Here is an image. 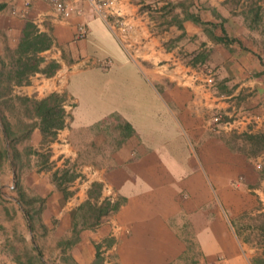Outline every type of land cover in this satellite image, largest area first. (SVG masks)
I'll list each match as a JSON object with an SVG mask.
<instances>
[{
    "label": "crops",
    "instance_id": "1",
    "mask_svg": "<svg viewBox=\"0 0 264 264\" xmlns=\"http://www.w3.org/2000/svg\"><path fill=\"white\" fill-rule=\"evenodd\" d=\"M61 1L75 6L66 18L48 1L0 0V51L16 48L26 22L51 39L38 53L44 58L38 67L49 60L58 67L26 86L33 98L49 90L72 102L66 125L48 144L50 157L82 160L92 145L114 142L106 139L117 135L114 125L120 133L103 156L95 155L104 163L82 161L84 180L66 188V196L33 172L34 185L26 188L42 201L41 221L52 217L58 233L71 235L85 200H117L98 225L78 230L70 249L74 264H104L107 253L114 264H174L187 253L188 240L198 249L196 264H252L261 251L234 223L249 210L264 212V181L206 116L213 108L227 115L247 85L254 88L252 131L264 129V54L248 50L238 33L242 19L229 16L227 0H114L125 25L117 36L85 0ZM181 45L209 51L215 78L233 85L227 96L208 83V74L182 63ZM92 183L99 184L95 193ZM10 198L17 219H24Z\"/></svg>",
    "mask_w": 264,
    "mask_h": 264
},
{
    "label": "rangeland",
    "instance_id": "2",
    "mask_svg": "<svg viewBox=\"0 0 264 264\" xmlns=\"http://www.w3.org/2000/svg\"><path fill=\"white\" fill-rule=\"evenodd\" d=\"M229 8V16L238 15L242 19L244 30L238 31L243 37L245 43L248 44V50H253L259 54H264V0H227ZM236 24V23H235ZM172 38L170 44L172 42ZM176 40V39H175ZM177 42L182 41L178 38ZM167 47V46H166ZM228 48L227 46H225ZM188 51L179 46L176 53L182 59L183 64L198 69L209 75L208 83L217 86L221 93L228 95L233 85L232 83L223 84L222 81L216 79V67L208 62L209 51L201 49L198 51ZM15 49L6 47L0 51V264H74L73 257L70 253L71 245L75 240L76 233L67 235L65 231H57V223L52 217L49 221L43 223L41 221V211L43 208L42 201L28 186L33 187L35 179L33 172L37 177L47 179L50 184L52 181V173L57 170V176H60L65 170L66 178L63 179L62 186L64 188L73 187L75 182L80 183L84 180V175L80 172V164L84 160L87 161H103L97 159L98 156L104 155V146L115 145V139L119 137V129L114 125L111 132H116L113 136L109 133L106 139H113L112 143H101L97 147L92 145L91 151H87L82 160H69L61 157H50L52 153L48 144L54 139L50 135H42L38 129V119L34 116L31 103L25 98H33L32 94L27 95L26 86L34 78H47L50 72L49 60L39 69H43L49 74L41 73L35 75L36 72L20 69V64L16 63ZM38 56H40L38 54ZM42 57V56H41ZM28 57L23 56L22 61L26 62ZM43 58V57H42ZM32 61V60H31ZM44 61V58H43ZM198 61H200L198 63ZM42 63V62H40ZM39 63V64H40ZM39 66V65H38ZM17 70H23L19 84L16 83ZM246 79L243 80V82ZM236 86V85H234ZM46 90V89H45ZM49 90L41 93L47 96ZM254 88L242 85L235 95L234 109H230L229 113L224 115L221 109L213 108L206 113L209 120V126L213 130H220V135L226 144L233 150L244 155L250 164L255 168L256 177L264 181V129L252 131L254 122L248 120V112L252 108L254 102ZM59 94V93H58ZM63 95V94H62ZM64 96V95H63ZM41 97V98H43ZM36 99V98H35ZM40 99V98H39ZM226 103L231 104L233 97L225 99ZM63 108L69 116L70 109L68 106L72 102L63 97ZM251 106V107H250ZM230 108V107H229ZM241 121L240 125L233 127L232 120ZM115 124V123H114ZM236 124V123H235ZM219 126V127H217ZM225 126L222 129L220 127ZM37 128L36 140L32 138V129ZM4 129L7 132H4ZM118 131V132H117ZM122 131V130H121ZM221 131L224 134H221ZM123 133V131H122ZM121 133V134H122ZM252 136V137H251ZM258 136V138L254 137ZM96 147V149H95ZM8 150V157L2 152ZM93 149V150H92ZM103 150V151H102ZM97 155V157L95 156ZM96 157V158H94ZM13 165H12V163ZM12 168V170H11ZM41 173V174H40ZM70 174H74L73 179H67ZM15 176V178H14ZM7 186H12L8 189ZM18 190L23 197L18 196ZM92 192H96V187H91ZM68 191V190H67ZM70 192V191H68ZM21 200L24 208L28 210L31 222V233L29 231L26 219L18 220L15 214V202L12 198ZM86 208L77 212L78 222L82 217H88V213H84ZM256 209H260V202ZM261 212L249 210L236 217L234 225L243 232V237L247 238L248 243H252L257 248L256 252L262 251L261 244H258L257 226L263 220ZM80 225V224H79ZM77 226V228L79 227ZM252 227V229H246ZM29 232V234L27 233ZM187 253L174 264H196L199 258V252L192 240L187 241ZM99 252H104L101 250ZM104 264H114L110 253L101 256Z\"/></svg>",
    "mask_w": 264,
    "mask_h": 264
},
{
    "label": "trees",
    "instance_id": "3",
    "mask_svg": "<svg viewBox=\"0 0 264 264\" xmlns=\"http://www.w3.org/2000/svg\"><path fill=\"white\" fill-rule=\"evenodd\" d=\"M51 44L50 37L44 32H38L33 24L30 22H26L24 28L22 29L20 39L15 48L16 52V63L21 67L20 69L28 70L29 72H37L41 71L44 74H49L45 72L43 69H39L38 65L43 61L41 56H38V53L47 49ZM28 57L26 62L22 61V57ZM32 60V61H31ZM50 68V72L55 70L58 67V64L55 61H51L48 64ZM17 70V79L16 83L19 84L21 82L20 77L24 74V71ZM63 95L58 94L56 92H51L47 96L35 99L28 98L25 99L31 103L32 111L34 116L38 119V129L40 133L44 135H50L52 138L54 137L57 130L62 129L66 125L65 119L67 118V113L63 108ZM4 132L7 130L4 129ZM252 137V136H251ZM258 138V136H254ZM6 157H8V150L5 148L2 152ZM12 163V161H11ZM13 165V163H12ZM67 171L65 170L60 176H57V170L52 173V181L56 188L60 190L64 196L68 194L64 186H62L63 179L66 178ZM15 178V176H14ZM74 178V174H70L67 179L71 180ZM92 187L99 188V184L92 183ZM18 196L23 197L22 194L18 190ZM17 202L21 205L22 212L25 216L26 223L28 225L29 231L31 233V222L30 215L28 214V210L24 208L21 200L16 199ZM41 201V200H40ZM119 205V201H110L109 199L103 200L99 205L91 204L89 200H85L82 205L77 207L78 211L85 209L84 213H88V217H82L80 222L74 221L72 223V233L78 232L81 228H91L98 225L101 221V217L106 215L109 211H114L117 209ZM261 215L264 217V212H261ZM80 224V225H79ZM79 227L77 228V226ZM258 231V244H261L262 251L260 255L254 257L252 259V264H264V218L257 227ZM246 229H252V227H246ZM244 241H247V238H244ZM98 248V245H96Z\"/></svg>",
    "mask_w": 264,
    "mask_h": 264
},
{
    "label": "built area",
    "instance_id": "4",
    "mask_svg": "<svg viewBox=\"0 0 264 264\" xmlns=\"http://www.w3.org/2000/svg\"><path fill=\"white\" fill-rule=\"evenodd\" d=\"M48 1L53 10L59 14L62 18H66L73 10L74 4L69 5L61 0H44ZM91 7L93 13L102 19L107 27L118 35L125 34V25L121 20V14L114 7V0H85ZM76 1H74L75 3ZM76 35L81 38L85 35V30L82 26H79L76 30Z\"/></svg>",
    "mask_w": 264,
    "mask_h": 264
}]
</instances>
